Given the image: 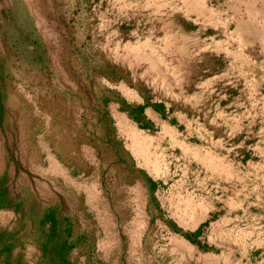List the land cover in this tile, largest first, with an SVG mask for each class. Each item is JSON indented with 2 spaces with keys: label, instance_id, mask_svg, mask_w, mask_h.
Instances as JSON below:
<instances>
[{
  "label": "rangeland",
  "instance_id": "obj_1",
  "mask_svg": "<svg viewBox=\"0 0 264 264\" xmlns=\"http://www.w3.org/2000/svg\"><path fill=\"white\" fill-rule=\"evenodd\" d=\"M0 264H264V0H0Z\"/></svg>",
  "mask_w": 264,
  "mask_h": 264
}]
</instances>
